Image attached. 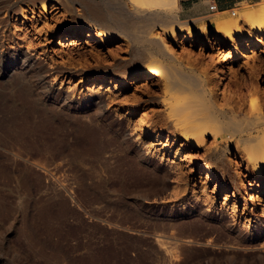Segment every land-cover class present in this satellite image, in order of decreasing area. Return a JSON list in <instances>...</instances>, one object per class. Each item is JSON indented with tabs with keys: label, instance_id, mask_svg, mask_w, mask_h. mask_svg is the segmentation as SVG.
<instances>
[{
	"label": "rangeland",
	"instance_id": "1",
	"mask_svg": "<svg viewBox=\"0 0 264 264\" xmlns=\"http://www.w3.org/2000/svg\"><path fill=\"white\" fill-rule=\"evenodd\" d=\"M47 1L49 11L42 0H0V264H264V163L248 159L238 139L209 134L195 147L183 138L164 91L171 80L135 84L161 59L133 60L145 47L134 37L63 42L83 26L107 31L85 3L109 15L119 0ZM256 6L222 22L250 35L257 25L240 21ZM175 10L174 32H155L176 58V78L201 79L219 106L243 116L264 113V36L244 58L246 43L203 34L214 26L192 31ZM18 49L64 68L44 76L49 91L4 76Z\"/></svg>",
	"mask_w": 264,
	"mask_h": 264
},
{
	"label": "bare ground",
	"instance_id": "2",
	"mask_svg": "<svg viewBox=\"0 0 264 264\" xmlns=\"http://www.w3.org/2000/svg\"><path fill=\"white\" fill-rule=\"evenodd\" d=\"M128 1L129 3L127 4L126 3L127 0L126 1L119 0L121 12L118 11L117 13L114 12L115 14L113 13L109 15L101 12V10L90 7L87 4L88 2L85 3L86 5H85L84 14L89 15L92 19H94L96 22L100 24L99 26L106 28L107 31L103 32L101 30H97V31L91 30L90 28L83 26L76 32L71 31L67 34H64L63 42L71 41L70 42L71 44L72 43L76 44L78 42L77 39L83 36L96 39L103 43L109 41L110 39L109 35L122 34L128 37H134L135 41L137 42L136 44L139 43L141 44V46L143 45V47L144 46L145 47L144 48L142 47L143 49L136 50L131 54L133 60L135 59L136 61L143 60L144 62V59L148 58L149 56H154V57L157 56L161 59L160 61L158 60L157 62L154 61L155 64H153L152 62L153 64L152 66H154V68L150 70L149 74H143V73L137 74L134 77L135 84L142 83L143 81H146L148 83L156 82L157 80L162 78L163 79L165 78V80L169 79V81L171 80L170 81L171 84H169V86H165L164 91L168 95L169 94L170 95L172 94V96L174 95L173 98L175 99V104H173L170 109V113L172 114L171 118L173 117L174 120L173 125L183 134L184 136L183 138H186L195 147H200L201 144H204L203 140H205L204 139L205 136L209 134H213L215 140H219L220 138H227V140L229 141H234L238 139L237 140L238 143H245L247 144V146L249 145L248 147L244 148V151H246L249 157L248 159L252 161L264 163V115H263L264 113L262 112V110L260 111L261 108L258 109L256 103L255 104L257 108L255 107L254 108L258 110V111L256 110L257 112H262V113H258L256 115L253 113L254 116L249 117L248 115H250V112H248L249 114H245L243 116L241 111H238L240 109L234 111L235 109L229 110L224 108V106L222 105L219 106V102L218 104L216 102L218 96L214 95V93L216 92L215 91L212 92L211 90H209L210 87L207 85L208 83H205L201 79L195 78V76L192 78H186L182 75H179L178 72L177 74L180 76V79L176 78V69L174 67L175 65L174 66L172 65V63L176 60V58H174V55H172V53L170 52V49L165 43V39L162 36L161 32H159V30H158L159 33L155 32V29L157 27H163L164 29H170L166 31H169V33L171 34L174 32V29L172 27L176 23L175 22L176 18L173 15V12L175 8L178 7V0H128ZM51 3L53 2L42 0L41 5L43 10L49 11V9L52 7ZM258 4L259 6L258 7L256 6L257 8L254 7L255 9L253 10H251L250 8L251 11L250 10L246 11V14L242 16L243 18L240 21L250 27H254L257 25L258 27L257 30L250 32V35H247L242 30V28L245 27L242 26L243 24H240L239 26L237 24H234L236 20L234 22L231 21L218 22L216 24L215 29H213L212 32L210 33L209 31L203 32V34H205L208 37H210L211 34L214 35L224 34L228 39L232 40L234 45H238L237 41H239L242 44L246 43L247 47H246V51L244 52L245 53L244 58L248 57V55H251L252 51L256 49L257 40L261 36H264V27H263L264 0H262ZM127 6L129 7L128 9ZM71 10L72 9H70V11ZM128 12L129 15L126 14ZM179 25L181 24H178V26ZM178 36L179 34H177L176 37ZM182 38L190 39L185 34L180 35L179 39ZM6 57L8 58V63H7V70L5 71L4 76L9 78L10 81L16 85L23 84L24 81L28 85H33L36 82L37 85L42 84L41 85L42 89L49 91L50 87L48 90L46 88L47 86L45 87L46 85L45 83H47V81L45 80L44 76L50 73H60V71L64 69L58 67L54 69L51 68L47 69L45 67V64L47 63L44 64L43 60H39V58H35L32 55H30L29 52H25L20 49L15 51L11 50ZM221 62L222 61L220 60H216L214 64L218 65ZM128 75H125L122 78L120 77L115 79L121 85L127 82V79L129 77ZM95 81L96 84L98 85H104L107 83L105 78H98ZM26 83L24 84L26 85ZM45 94L49 98V96H53L52 94L54 93L51 94L49 92H45ZM215 96L217 98H215ZM57 97L56 98L51 97L53 99L54 104H57L59 102V99H57ZM93 98H95L94 99L95 104H99L101 102V99L97 98V95H93ZM63 102L65 101L63 100ZM168 119H170V117ZM219 167H221V164ZM263 167L264 164L258 169V171H262ZM158 245L159 244H157V246ZM261 247L263 248V246Z\"/></svg>",
	"mask_w": 264,
	"mask_h": 264
},
{
	"label": "crops",
	"instance_id": "3",
	"mask_svg": "<svg viewBox=\"0 0 264 264\" xmlns=\"http://www.w3.org/2000/svg\"><path fill=\"white\" fill-rule=\"evenodd\" d=\"M262 0H178L177 18L185 27H191L192 31L216 27L218 22L228 18V12L237 9L240 5H254ZM215 3L218 11L213 13L210 6ZM215 29V28H214Z\"/></svg>",
	"mask_w": 264,
	"mask_h": 264
},
{
	"label": "built area",
	"instance_id": "4",
	"mask_svg": "<svg viewBox=\"0 0 264 264\" xmlns=\"http://www.w3.org/2000/svg\"><path fill=\"white\" fill-rule=\"evenodd\" d=\"M209 9H210V11L213 12V13H215V12L218 11V7H217V5H216L215 3H212V5L210 6ZM231 14H232V16H235V15H236L235 12H231Z\"/></svg>",
	"mask_w": 264,
	"mask_h": 264
}]
</instances>
